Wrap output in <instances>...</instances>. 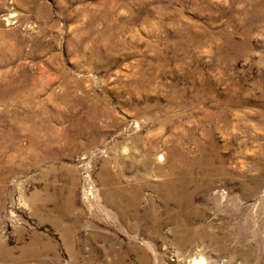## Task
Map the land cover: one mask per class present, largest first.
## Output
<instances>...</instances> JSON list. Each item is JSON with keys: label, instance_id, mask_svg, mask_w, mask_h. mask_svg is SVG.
Returning <instances> with one entry per match:
<instances>
[{"label": "rangeland", "instance_id": "374dc122", "mask_svg": "<svg viewBox=\"0 0 264 264\" xmlns=\"http://www.w3.org/2000/svg\"><path fill=\"white\" fill-rule=\"evenodd\" d=\"M210 158L204 264H264V0H0V259L100 264L114 239L180 264L110 203L157 204L143 166Z\"/></svg>", "mask_w": 264, "mask_h": 264}, {"label": "bare ground", "instance_id": "6f19581e", "mask_svg": "<svg viewBox=\"0 0 264 264\" xmlns=\"http://www.w3.org/2000/svg\"><path fill=\"white\" fill-rule=\"evenodd\" d=\"M159 159L161 160L162 157H159ZM201 161H204V163ZM210 162H212V158L206 160L198 159L196 163L191 165L170 164L158 166L154 169L143 166L142 174L155 177L156 179L152 189L157 194L158 203L156 204V201L146 199L141 204L138 196L140 191L139 185H130L127 189H123V191L116 189V197L110 203L114 211L112 214H114L115 222L119 227H124L128 233H132V231H137L138 234L144 233L148 240L152 239L155 243L159 242L165 247H173L177 258L174 261L175 263L204 264L205 262L201 254L204 248L202 242L209 241L213 244H220L219 250H223L222 239H219L214 234L210 235V230H206V228L217 230V225H214L212 222H206V218L203 215L204 212L200 210V206L207 202V192L216 184L212 176H217L218 174L227 175L226 169L215 167L211 164L208 165ZM242 176H244L243 173ZM253 180L250 178L248 185L240 186V191L246 194L256 192L259 187L257 183H254L256 181ZM145 185L146 183L140 184V186ZM218 220L221 223H227L221 217ZM131 222L134 223L133 227ZM65 241L66 244L69 243L68 237H66ZM238 243L239 241L237 240L236 244ZM190 245L193 247V250L184 256L182 249ZM235 246L237 247L238 245ZM67 248L73 256V262L78 263L76 261L77 253L72 252L69 244ZM12 250L6 249L2 252L3 256L1 259L3 263L0 264H20L21 258L18 256V258L14 257ZM25 252V250L21 252L22 257L26 254ZM99 252L100 256L104 259L100 264L149 263V257L143 249L131 244L126 251L120 250L114 239L113 241H109L106 248ZM129 253L134 255L133 260H129ZM93 263V258L91 257L84 264Z\"/></svg>", "mask_w": 264, "mask_h": 264}]
</instances>
